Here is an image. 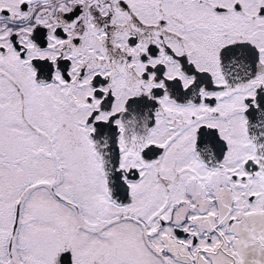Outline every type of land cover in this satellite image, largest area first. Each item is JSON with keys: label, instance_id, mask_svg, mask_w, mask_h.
Wrapping results in <instances>:
<instances>
[{"label": "snow or ice", "instance_id": "obj_1", "mask_svg": "<svg viewBox=\"0 0 264 264\" xmlns=\"http://www.w3.org/2000/svg\"><path fill=\"white\" fill-rule=\"evenodd\" d=\"M0 264H264V0H0Z\"/></svg>", "mask_w": 264, "mask_h": 264}]
</instances>
